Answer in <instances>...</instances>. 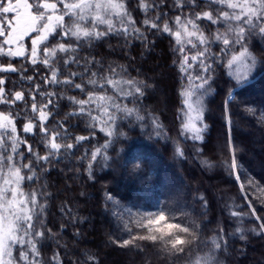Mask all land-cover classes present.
<instances>
[{"label":"trees","instance_id":"16d2710c","mask_svg":"<svg viewBox=\"0 0 264 264\" xmlns=\"http://www.w3.org/2000/svg\"><path fill=\"white\" fill-rule=\"evenodd\" d=\"M136 3L137 0H126L129 10L140 22L144 14L136 9ZM166 3L167 7L160 11L168 12L169 19L174 20L180 12L172 9L173 0H166ZM201 5L203 0H200ZM197 9L202 10L201 7ZM200 23L205 36L214 35L218 27L223 31L222 25H211L207 21ZM172 26L175 28L174 24ZM148 40L154 47L146 48L135 41L134 47L125 49L121 47V39L112 37L98 42L91 49L85 45L79 54L81 59L94 56L102 61L104 74L110 65H123L127 69L125 79L135 78L148 85L139 101L133 102L131 98L119 101L129 108H137L145 119L142 123L134 118L131 123L118 121L116 135L112 138L114 143L104 153L109 157L107 164L103 159L95 164V182L86 178V169L90 153L108 139L100 131L103 109L93 112L97 117L94 130L89 129L92 121L88 118H70L66 122L71 139L61 143H74L76 136L89 135L90 131H94V139L64 153L54 168L46 165L50 168L47 173L37 171L38 180L31 184L25 181L22 185L26 192L41 187L50 194L44 200L47 210L43 219L53 233L52 238L41 246L42 264H49L54 252L61 253L63 264H202V258L209 255L215 264H264V236H256L250 231L255 225L246 215L243 220L230 215L232 209H240L246 214L249 208L242 198L240 182L225 167V163L232 159L228 146L231 136L248 196L258 214L264 217V122L260 120L264 110V38L259 35L248 38V54L255 64L244 79L236 81L229 75L235 68L227 67L230 52L216 66L212 91L203 98L208 131L202 144L185 141L180 136L178 116L183 99L180 93L187 90L188 81L187 78L181 81L173 64V61L178 63L180 60L179 54L172 52L174 39L149 33ZM55 43L52 40L49 46ZM221 46L217 44L212 50L219 52ZM238 50L236 48L231 53ZM191 51L195 52L194 49ZM129 56L133 59L130 60ZM0 63H12L20 70L4 73L18 86L8 90L25 93V101H21L23 107L16 104L14 111L2 112H11L16 117L17 135L28 139L44 155L39 135L25 134L23 126L32 117V95L36 94L37 102H40L39 94L34 93L37 84L43 91L59 93L62 89L44 84V78L50 77L51 73L43 66H32L19 57L13 60L2 57ZM69 70H76L75 66ZM256 75L234 92L226 117L224 104L228 92ZM28 76L33 77L31 82L27 80ZM69 94L78 98L87 95L78 91ZM102 94L105 93H97ZM106 94H113L110 87ZM72 110L73 106L66 100L59 101L58 115L48 122L49 129H54L55 122L63 120ZM152 117L158 118L164 136L158 138L153 132ZM36 132L39 133L38 128ZM177 146L184 153L182 156L177 155ZM85 152L89 157L82 160ZM249 181H252L250 186ZM106 194L113 199L106 200ZM62 206L71 208L70 216L61 214ZM237 228L244 232L245 240L239 239ZM221 229L227 234L228 246L215 251L212 240ZM123 239H128L140 251L135 247H120ZM89 257L94 260L90 261Z\"/></svg>","mask_w":264,"mask_h":264},{"label":"snow or ice","instance_id":"6c2138e0","mask_svg":"<svg viewBox=\"0 0 264 264\" xmlns=\"http://www.w3.org/2000/svg\"><path fill=\"white\" fill-rule=\"evenodd\" d=\"M203 3L208 10L195 11L200 7V0H173L171 7L180 14L170 20L168 12L160 11L167 7L166 0H137L136 9L144 14L143 20L138 22L129 10L126 0H0V57H7L9 60L19 57L32 66H43L51 73L50 77L44 78V84L51 85L54 89H62L59 93L55 90L43 91L37 84L34 93H38L41 99L38 103L36 94L32 95L33 115L23 126L25 134L39 135V143L45 150L44 155H41L28 139L17 135L16 117L11 112H0V205H3L0 211L5 213V219L9 216L12 218L0 236V264H42L41 246L52 238L53 229L42 219L47 209L41 201L48 199L50 194L41 187L26 192L22 185L25 181L31 184L38 180L37 171L47 173L50 168L45 167L46 165L54 168L55 164L60 163L64 153L77 148L82 142L94 139L95 133L90 131L89 135L76 136L74 143H61L71 139V134L65 127L66 122L70 118H88L92 121L88 127L94 130L97 117L93 112L103 109V126L100 131L108 139L90 153L86 169V178L95 182V164L100 159L107 164L109 157L104 153L114 143L112 138L116 135L118 121L128 120L131 123L134 118L142 123L145 119L139 115L137 108H129L119 101L128 98L133 102L139 101L144 96L143 89L148 85L135 78L125 79L127 69L123 65H110L107 74H104L102 61L94 56L81 59L79 54L85 45L91 49L98 42L116 37L122 40L121 47L125 49L134 47L135 41L151 48L154 44L148 40L149 33L153 36L172 37L175 41L172 52L180 56L179 62L173 61V64L177 67L181 81L185 78L188 81L187 90L180 93L183 98L178 116L181 121L180 136L194 144L204 142L208 125L204 121L203 98L212 91L215 68L223 62L229 52H234L239 46L242 50L232 56L227 67H237L235 75L238 81L241 74L247 76L251 71L255 60L248 54L246 45L249 36L259 35L264 38V0H203ZM214 5L221 7L217 9ZM152 12H155V15H150ZM202 21L211 25H222L223 31L218 27L214 35L205 36L201 28ZM52 40L56 43L50 47ZM28 41L30 48L26 47ZM217 44L222 46L219 52H214L212 49ZM129 59L133 57L129 56ZM72 66H75L76 70H69ZM18 71L20 70L12 63H0V73ZM229 75L233 73L230 71ZM27 80L31 82L33 77L28 76ZM109 87L113 92L111 96L106 94ZM73 91L86 93V98L69 94ZM98 92L105 94L97 95ZM62 100L73 106V110L68 112L63 120H57L55 128L50 130L48 122L58 115L56 109ZM231 100L232 94L229 93L224 104L226 117ZM20 101H25V93L9 91L6 88V79L0 76V105L11 108ZM248 111L253 112L252 109ZM260 120L264 122V110ZM151 122L156 136H164L158 118L152 117ZM228 123L230 124V121ZM37 128L39 133L36 132ZM228 146L232 159L225 163V167L230 174L235 175L236 181L240 182L242 198L249 208L246 214L240 209H232L230 215L239 220H243L246 215L255 225L250 231L256 236H264V217L258 214L254 202L248 196L231 136ZM175 151L178 156L184 154L179 146ZM88 157L89 153L85 152L81 159ZM251 183L252 181H249L248 186ZM105 199L111 201L113 198L106 194ZM200 199L203 200V197ZM60 212L70 216L72 210L62 206ZM130 214L131 211L128 212V215ZM63 230L62 225L61 231ZM236 231L240 233L239 239L245 240L244 232L240 228ZM226 236L221 229L213 238L215 251L227 248ZM119 246L135 247L140 251V248L131 244L128 239H123ZM14 252H18V255ZM89 260H94V257H89ZM49 264H63L61 253L54 252ZM202 264H215V261L209 255L202 258Z\"/></svg>","mask_w":264,"mask_h":264},{"label":"rangeland","instance_id":"374dc122","mask_svg":"<svg viewBox=\"0 0 264 264\" xmlns=\"http://www.w3.org/2000/svg\"><path fill=\"white\" fill-rule=\"evenodd\" d=\"M201 7V11H205V10H208V8L207 7H205V5H204V3H203V5H201L200 6ZM213 7H215V8H217V9H219L221 6L220 5H214ZM224 10H227V9H224ZM186 11H187V13H188V9H186ZM197 11H200V10H198L197 9ZM186 13V14H187ZM218 14V13H217ZM257 31H258V29H257ZM27 45H28V48H30V41H28V43H27ZM246 47H247V45H246ZM237 48H239V46H237ZM242 49H240L239 48V50H238V52L237 53H231L230 52V56H229V60L232 58V56L234 55V54H238L240 51H241ZM1 60H2V57L0 58ZM235 66V65H234ZM233 78L236 80V81H238L237 79H236V73H237V67L235 66V68H234V70H233ZM0 76H3L5 79H6V88L7 89H15L16 87H18L17 86V82L16 81H13V80H11V79H9L8 78V76H5L4 75V73H1L0 74ZM244 77L245 76H243V74H241V79L240 80H242V79H244ZM18 91V90H17ZM18 106H19V108L20 107H23V105H22V102L20 101V102H17L16 103ZM15 104V105H16ZM10 109V111H14L16 108L14 107V106H12L11 108H9L8 106H6V105H0V112H2V111H8ZM30 115L32 116L33 114L32 113H30ZM0 182H2V177H0ZM41 202H43L44 204H45V202H44V199H42V201ZM0 208H3V205H0ZM11 217L9 216L7 219H5V213H3L2 211H0V236H2L3 235V232H4V229H5V226L11 221ZM42 219H43V216H42ZM129 221V220H128ZM14 254L15 255H18V252H14Z\"/></svg>","mask_w":264,"mask_h":264},{"label":"water","instance_id":"95a60500","mask_svg":"<svg viewBox=\"0 0 264 264\" xmlns=\"http://www.w3.org/2000/svg\"><path fill=\"white\" fill-rule=\"evenodd\" d=\"M257 76H258V75H256L255 77H253L252 79H250V80H248V81H246V82H244V83H241V84H239V85L233 87V88L228 92V94H227V96H226V100H227V98H228L229 93H231L232 96H233L234 92H235L237 89H239V88L242 87L243 85L247 84L248 82L252 81V80L255 79Z\"/></svg>","mask_w":264,"mask_h":264}]
</instances>
